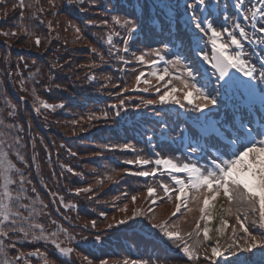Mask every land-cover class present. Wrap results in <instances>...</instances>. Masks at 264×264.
Returning <instances> with one entry per match:
<instances>
[{
	"label": "trees",
	"instance_id": "trees-1",
	"mask_svg": "<svg viewBox=\"0 0 264 264\" xmlns=\"http://www.w3.org/2000/svg\"><path fill=\"white\" fill-rule=\"evenodd\" d=\"M153 2L154 0H147L149 10L142 13L139 5L145 3V0H84L83 4L56 0L55 8L49 5L48 0H39L38 3L37 0H25L29 7L23 10V19L20 8L12 9L16 0L0 2V31L17 33L14 37L0 35V117L5 121V126H0V132L5 134L2 138L7 143L13 144L8 149L9 158L23 173L27 200L31 202L36 196H40L42 200L40 205L34 203L31 207L34 210L31 222L42 226L43 235L50 237L52 232L47 227L55 220L66 231L70 230L66 243L69 244L67 247L73 249L64 258L55 250L49 252L52 240L34 238L33 232L36 237L41 235L40 228H36L30 231L27 238L22 234L11 235L10 240L16 243V247L5 248L7 255L0 254V264H4L5 260L11 264H42L41 259L27 255L32 250L40 253L46 250L40 254L45 264H100L101 260H107L108 264H124L125 261L131 264L133 260L168 264L176 260H187L181 248L162 238L158 230L146 226L149 222L145 217L150 214L148 206L132 200V194L146 190L149 186L162 191L159 182L163 179L158 176L144 178L129 173L127 169L132 166L125 162L128 161L126 158H132L126 157L127 155H133V160L138 156L152 155L151 147L155 143L165 154L186 159V142L166 130L163 125L166 124L169 129L184 123L193 125L188 118L199 116L196 112L184 110L189 116L186 118L175 105H142L143 100L155 99L158 94L143 91L147 87L143 83L137 85L132 77L137 65L131 64L133 58L130 59V51L140 54L149 48L161 47L162 42H171L182 43V51L185 55L190 54L188 45L191 34L184 23L187 19L184 13L185 0H163L164 3L173 5L171 11L176 18L171 27V35L167 27L161 30L159 24L154 22L156 10L151 7ZM220 2L227 5L229 16H236L235 9L229 10L232 7L230 0ZM112 4H116L117 8L109 11ZM177 4L179 8L175 7ZM251 4H254V0H250L248 6L251 7ZM40 8L44 11H38ZM5 10L7 16L4 15ZM125 13L141 16L139 29L129 41L127 53L122 51L123 29H116L120 31V36L112 35L114 47L107 43L113 30L111 16ZM223 15L222 11H217L212 13V18L220 27L230 26L224 24ZM104 19L109 20L108 26L101 23ZM89 20L94 23H87ZM69 21L80 28L79 34L74 27L69 26ZM239 22L251 35L253 29L242 18ZM25 29L28 35L25 34ZM37 36L41 39L39 46L35 44ZM206 40L207 37H204L200 43L210 50V45L205 44ZM93 48L96 52L92 51ZM139 48L140 51H137ZM118 49L119 55L116 54ZM246 50L260 52L262 48L260 45L246 43ZM120 56L132 62L125 63L119 59ZM166 57L173 58L171 54ZM91 76H95V79H89ZM132 87L134 93L123 92L117 96V92ZM120 99L125 100L126 113L122 110L117 117L114 115L117 109L112 108V105H118ZM42 102L54 105L62 103L64 107L45 109ZM138 104L142 105L140 109L135 108ZM37 108L40 109L39 113ZM10 111H14L15 115L9 116ZM220 111H227L231 118V106L227 110L221 107ZM104 112L109 113L108 119L103 118ZM221 112H214V115L223 119L224 114ZM8 124L16 127L8 129ZM33 136L36 139L41 136L43 140L35 141L32 146ZM16 137L19 138L18 144L14 142ZM41 142L45 150L49 149L50 155H44L42 151V157L38 158L36 152ZM125 144L132 145V148L124 149ZM32 148L34 150L31 152ZM17 152L23 157V162L17 159ZM203 155V159L193 157V160L200 162L199 164H207L208 155ZM42 161L60 163L54 170L52 179L40 175L39 171L43 180L37 176L36 168L40 169ZM27 166L29 168L26 171ZM69 168L72 169L71 172L68 171ZM53 180L60 186L59 201L55 207L50 193ZM18 184L17 177V186ZM89 186L92 188L91 192L77 194L76 189ZM33 189L35 196L29 195ZM106 195L110 196V200L113 198L116 204V209L109 213L101 209V206H113ZM160 203L171 205L172 209L175 206V200L164 199ZM125 205L127 212L121 211ZM189 207L193 211L184 209L181 215L191 218L189 223L192 226L183 228L185 233H192V236L185 235V241L190 246H195L198 240L202 241L201 235L197 236L194 231L200 213L195 204L190 203ZM133 211L142 212L143 215L129 221L128 225L116 224ZM24 215L27 216L28 212H24ZM169 215L166 219L171 217ZM227 218L230 221L228 233L231 234V227L235 226L238 229L237 235H242L235 217ZM158 219L155 216L153 222H161ZM92 221L96 222L95 228L92 227ZM109 224L114 226L108 228ZM251 230L255 232L256 227H251ZM97 235L100 236V241H96ZM8 243L9 240H5V244ZM21 252L26 258L17 261L15 258ZM198 261H204L202 254Z\"/></svg>",
	"mask_w": 264,
	"mask_h": 264
},
{
	"label": "snow or ice",
	"instance_id": "snow-or-ice-1",
	"mask_svg": "<svg viewBox=\"0 0 264 264\" xmlns=\"http://www.w3.org/2000/svg\"><path fill=\"white\" fill-rule=\"evenodd\" d=\"M67 2L83 4L84 0H67ZM48 3L52 8L56 7V0H48ZM249 3L250 0H233L232 7L236 13L233 17L227 14V5L220 0H191V2L185 0L184 13L187 19L184 23L186 30L191 34L188 45L190 54L185 55L182 51L184 48L182 43L171 42H162L161 47L149 48L139 55L132 53L136 62L149 65L153 69L148 75L154 77L158 84L164 82L157 87L149 79L142 81L141 78L145 76L143 71L135 77L137 85L141 82L147 85L142 89L143 91L148 92L150 88H155L158 94L155 99L143 100L144 107L173 104L182 110L199 114L193 125L184 123L170 129L166 124L163 125L166 130L186 142L188 153L186 159L161 156L157 152L155 159L138 156L134 161H125L128 164L139 165L141 169L150 164L155 165L150 170H140L133 173L134 175L155 178L157 174H167L170 177V184L162 180L159 182V188L163 192L159 200L162 202L167 198L171 201L174 196L178 202L175 211L168 220L153 222L155 217L151 215L149 209L150 214L145 217L149 222L146 226L158 230L162 238H166L176 247L180 248L182 244L181 250L188 260H199L202 254L207 264H264V255L258 261L252 259L257 251L264 253V87H260L264 85V52L257 54L255 50L251 52L246 50V43L264 46V0H256L251 7L248 6ZM17 7L21 9V19H23V10L29 5L25 4V0H16L12 9L15 10ZM151 7L156 10L154 22L159 24L161 30L167 27L171 35V27L176 20L171 11L173 5L164 3L163 0H154ZM175 7L179 8V5ZM116 8L117 5L112 4L109 11ZM139 8L142 13H147L149 10L147 0L140 4ZM38 11L43 12L44 9L40 8ZM81 11L84 9L81 8ZM217 11L224 13V24L230 26L221 25L219 29L215 26L212 13ZM4 15L7 16V10L4 11ZM240 18L253 29L251 35L239 22ZM140 19L141 16L134 13L112 15L113 30L107 43L113 45L112 35L120 36V31L116 29H123L122 51L129 52V41L137 33ZM87 23L94 22L89 20ZM101 23L108 26L109 20L104 19ZM69 26L74 27L77 34L80 33V28L72 25L71 21ZM257 33L260 35L257 36ZM25 34H29L27 29ZM0 35L14 37L17 33L0 31ZM204 37H207L205 44L210 45V50L200 46ZM35 44L37 46L41 44L39 36L35 37ZM173 48L176 50L172 51ZM92 51L96 52V49L93 48ZM119 51L118 49L117 55ZM169 54L173 56L172 59H166ZM253 57H256L255 61ZM119 59L125 63L131 62L125 60L123 56ZM197 60L207 67L202 69ZM160 62H163L165 67L158 72L156 66ZM89 79H95V76ZM161 87L164 89L162 93ZM241 88L244 89L243 92H240ZM123 91L126 92L128 89L125 88ZM120 95L117 93V96ZM42 105L45 109L53 110L56 107H64L62 103L54 105L42 102ZM142 105H135V108L140 109ZM229 106L232 110L231 118L227 111L223 119L213 118L214 112L219 111L221 107L227 110ZM112 108L117 109L114 113L117 117L121 115L122 110L126 113L125 100L120 99L118 105H112ZM36 111L39 113L40 109L37 108ZM8 115L14 116L15 112L10 111ZM103 118L108 119L109 113L104 112ZM0 126H5L2 117H0ZM6 127L12 129L16 126L8 124ZM4 135L0 132V254L6 256V247H16V243L10 240L11 235L22 234L27 238L30 231L40 228L41 235L36 237L33 232L34 238L48 239V237L43 235L42 226L31 222L34 210L29 204L22 203L27 199L24 188L26 181L23 173L9 158L8 149H11L13 144L7 143L2 138ZM14 142L18 144L19 138H14ZM123 148L129 149L132 145L125 144ZM203 154L208 155L207 164L201 165L193 160V157L203 159ZM16 156L23 162V157L18 152ZM68 171L71 172L72 169L69 168ZM91 191L90 186L76 189L77 194ZM147 192L149 197H154L153 203H156V188L149 186ZM218 199L226 200L229 207L224 208L221 205L216 217L219 219V226L209 227V221L213 219V213L209 209L215 208ZM132 200L135 202L136 197L133 196ZM189 203L195 204L200 213V218L196 222V235L202 233L203 241L198 240L195 246H190L185 241V235L192 236L191 232L181 234L178 228L170 226L171 218L181 213L182 208L188 212L193 211ZM121 211L127 212V205ZM24 212H28V215L25 216ZM141 215L142 212L133 211L131 215L117 221L116 224L128 225L129 221ZM225 216L235 217L236 225L242 230V235H237L238 229L235 226L231 227V234L226 231L230 225ZM250 217L253 218L250 220ZM249 220L250 224L246 226L244 221ZM201 221H203L202 228ZM91 224L93 228L96 227L95 221ZM113 226L109 224L107 227ZM253 226L256 227L255 232L251 230ZM56 235L51 233L52 237ZM95 239L100 241V236L97 235ZM5 240H9L7 245ZM222 240L224 243L221 242ZM52 243L60 254L66 256L73 252L72 248L61 247L55 240ZM202 245L207 247L203 248L201 253ZM27 255L33 256L36 253L30 252ZM225 257L233 259H225ZM24 258H26L25 254L21 252L15 259L19 261ZM4 264L11 262L5 260ZM100 264H108V261L101 260ZM124 264L129 262L125 261ZM131 264H149V261L133 260Z\"/></svg>",
	"mask_w": 264,
	"mask_h": 264
},
{
	"label": "rangeland",
	"instance_id": "rangeland-1",
	"mask_svg": "<svg viewBox=\"0 0 264 264\" xmlns=\"http://www.w3.org/2000/svg\"><path fill=\"white\" fill-rule=\"evenodd\" d=\"M130 53H131L130 59H132L133 58L132 53H136V51H134V50L132 51L131 50ZM132 61H131L132 62L131 63L132 65H137V67L134 70L133 76H132L134 79H135V77L137 75H139V73L141 71H143L145 73V76L141 78L142 81H143V79H149V80H151L152 84L155 85V86H157V87H159L160 85H162L164 83V82H159V84H158L154 77L151 78L150 75H148L151 71H153V69H148L145 66V64H140V63L136 62L134 58H133ZM199 66L202 69L205 68V67H207L206 65H203L202 62L199 63ZM162 70H163V68H161L160 65H157L156 66V71L160 72ZM210 72H211V70L209 69V74H210ZM166 79H167V77H166ZM123 90H121L120 92H117V93H120L121 94V93L125 92ZM163 90L164 89L161 87V93L163 92ZM149 91H151V92L153 91L152 92L153 95H154V93H156L155 92V88H150ZM125 93H134L133 87L132 88H128V91H126ZM41 140H43V138L41 139V136L37 137V139L33 136L32 137V141H33L32 146L34 145L35 141H41ZM151 148H152V155H148V157L151 158V159H155L156 158V155L155 154L157 152L160 153L161 156H170L169 154H165V151L163 149H157V143L153 144ZM33 150L34 149L32 148L31 152ZM42 151H43L44 155H46V153H48V155H50L49 149H46L45 150L43 142H41V146L37 149V152H36L38 158L41 156ZM171 156L172 157H179L181 160H183L182 159L183 157H181V156H175L174 154H171ZM126 157H132V158H126V160H133V158H134L133 155H129V156L127 155ZM195 162H198V161H195ZM198 163H200V162H198ZM59 164L58 163H47V162L45 163V162L42 161V163H40V169L37 170V168L35 166L34 167L36 168V171H37L36 174H37V176H39V178L41 180H43L42 177L40 176L42 174L43 175H46L47 178L52 179L53 178V172H54V170L57 169V167H59ZM129 165L132 166V167H129L127 169L129 171V173H135V172L139 171V170H137V169H135L133 167L134 164H129ZM201 165H203V164H201ZM150 166H151V164H150ZM145 167H149V165H147ZM28 168H29V166L25 167L26 171H27ZM146 170H150V168H147ZM38 171H39L40 175L38 174ZM50 187H51V190H52V192H50V193H52L51 194V199L53 200V204H54V207H55L56 206V203H58V201H59L58 200V197H59V192H60V186L57 185L56 182L53 180L51 182ZM138 189H140V188H138ZM146 191H147V189L146 190H142V191L140 190L136 194H132L131 196L132 197L135 196L136 197V200L138 201L139 204L144 205V206H148V208H147L148 211H149V209H151V213H153V216L154 217L157 216L159 218L158 219L159 221L163 222V221L168 220L170 217H168L166 219V216H168L169 214L171 215L175 211L174 209H172L173 206H171V205L168 206V204L160 203L161 201L157 202L159 200V197L163 196V193L162 194H159V196L157 195L155 197L156 203H153V199L154 198L151 199L148 195H146ZM29 195L35 196L36 195V192L35 191H30L29 192ZM106 199H108L110 205H113V206H112V208H103V206H101V209H105V211L109 213L113 209L114 210L116 209V207H115L116 204H115V201L113 200V198L110 200V196L109 195H106ZM41 202H42V200H41L40 196H36L34 198V200L31 201V202L28 201L27 199H25V200L22 201V203H24V204H29L30 207H33L34 206L33 205L34 203H38V205H40ZM167 202L168 201H166V203ZM169 203H171V202H169ZM226 206H227V201L224 200V208H226ZM66 209H68V208L66 207ZM182 210L183 209H181V213H178L176 217H172L171 218L172 219V225H170V226H175L176 228H178L180 230L181 234H185V230H184L183 227H189V226H192V224L189 223L190 220H191V218L189 216L186 215V217L184 218V215H181L182 214ZM53 216H55V215H52V217ZM224 218L228 219L227 216H225ZM252 218L253 217H250V220ZM228 223H230L229 220H228ZM244 223H245V225H247V224H249V221H244ZM58 226H59V228H58ZM218 226H219V223L218 224H213L212 223L210 227H218ZM202 227H203V221H201V228ZM190 229L192 230V228H190ZM229 229H230V227H229ZM229 229H226V231L228 232ZM47 230L48 231H51L52 233H56L57 234L55 237H51V236L48 237L49 240H52V241L55 240L57 243H60L61 247H67L69 245L68 243H66V240L68 239V234H70L69 233L70 230L67 229V231H66L65 228L63 226H60L55 220H52L50 222V224L47 227ZM194 231H196V227H195ZM201 238H202V241H203V235H202V233H201ZM221 242L224 243L223 240ZM50 247L51 248L48 249L49 252H53V250H55V251H57V253L59 255L63 256L62 258L68 257V255L65 256L63 254H60L59 253V250L55 248V246H54V244L52 242L50 243ZM182 247H183V245L180 248L182 249ZM201 247L203 249V248H206L207 245H205V246L202 245ZM202 249H201V252H202ZM32 252L33 253H36V255H33V256H30V257H36L37 259L38 258L41 259V263L42 264H45L46 263L45 260H44V258H42L40 256V254H43L44 252H46V250L44 252H41V253L38 252V251H33V250H32ZM262 255H264V253H261V252L257 251L256 254H255V256L252 257V259L258 261ZM202 257H203V255H202ZM186 258H187V256H186ZM243 258L244 257L242 256L241 259H243ZM225 259H233V258L225 257ZM168 264H207V262L198 261V260H188V258H187V260H185V261L184 260H176V261H173L172 263H168Z\"/></svg>",
	"mask_w": 264,
	"mask_h": 264
},
{
	"label": "bare ground",
	"instance_id": "bare-ground-1",
	"mask_svg": "<svg viewBox=\"0 0 264 264\" xmlns=\"http://www.w3.org/2000/svg\"><path fill=\"white\" fill-rule=\"evenodd\" d=\"M221 205H223L224 207V200L223 199H218L216 202H215V208H210L209 210L213 213V219L211 221H209V227L211 226V224H218L219 222V219H217V213L221 207Z\"/></svg>",
	"mask_w": 264,
	"mask_h": 264
}]
</instances>
